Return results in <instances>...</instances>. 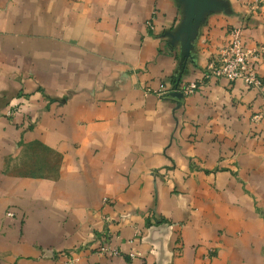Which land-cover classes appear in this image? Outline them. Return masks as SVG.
Listing matches in <instances>:
<instances>
[{
  "label": "crops",
  "instance_id": "1",
  "mask_svg": "<svg viewBox=\"0 0 264 264\" xmlns=\"http://www.w3.org/2000/svg\"><path fill=\"white\" fill-rule=\"evenodd\" d=\"M234 27L264 46V0H0V264H264L259 92L208 69Z\"/></svg>",
  "mask_w": 264,
  "mask_h": 264
},
{
  "label": "built area",
  "instance_id": "2",
  "mask_svg": "<svg viewBox=\"0 0 264 264\" xmlns=\"http://www.w3.org/2000/svg\"><path fill=\"white\" fill-rule=\"evenodd\" d=\"M230 40L219 51L218 56L212 61L208 67L209 75L217 78L218 80H226L229 83L241 82L245 86L255 89L259 92V97L262 103V109L259 114L252 118L253 123H260L264 120V84L262 78L257 74L255 63L264 56V46H256L247 48L242 40V30L240 28H232L230 33ZM210 77V76H209ZM198 87L197 83L190 84L189 86H177L172 90H152L148 89V94H155L159 97L166 95L182 94L183 97L194 94ZM21 112V105L16 104L12 106L6 113V117L10 120L15 118ZM105 221L108 223L109 219ZM99 254L116 256L119 253L110 249L109 246H103L99 249ZM130 257L135 259L137 256L131 254Z\"/></svg>",
  "mask_w": 264,
  "mask_h": 264
},
{
  "label": "water",
  "instance_id": "3",
  "mask_svg": "<svg viewBox=\"0 0 264 264\" xmlns=\"http://www.w3.org/2000/svg\"><path fill=\"white\" fill-rule=\"evenodd\" d=\"M173 96L176 97V98H179V99H182L183 98L182 94H178V93L177 94H174Z\"/></svg>",
  "mask_w": 264,
  "mask_h": 264
},
{
  "label": "rangeland",
  "instance_id": "4",
  "mask_svg": "<svg viewBox=\"0 0 264 264\" xmlns=\"http://www.w3.org/2000/svg\"><path fill=\"white\" fill-rule=\"evenodd\" d=\"M231 31V30H230ZM225 46V45H224Z\"/></svg>",
  "mask_w": 264,
  "mask_h": 264
}]
</instances>
